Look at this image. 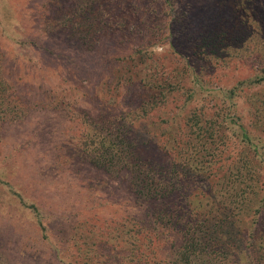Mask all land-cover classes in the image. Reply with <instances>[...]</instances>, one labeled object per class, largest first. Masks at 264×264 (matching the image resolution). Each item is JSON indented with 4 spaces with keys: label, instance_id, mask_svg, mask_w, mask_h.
I'll return each instance as SVG.
<instances>
[{
    "label": "trees",
    "instance_id": "trees-1",
    "mask_svg": "<svg viewBox=\"0 0 264 264\" xmlns=\"http://www.w3.org/2000/svg\"><path fill=\"white\" fill-rule=\"evenodd\" d=\"M128 4L136 15L143 9ZM226 4L230 17L187 35L186 44L173 18L156 24L153 36L138 32L119 41L134 47L117 58L114 77L138 83L135 109L99 114L83 138L89 163L121 177L132 208L144 212L122 216L108 230L87 219L70 240L75 264H105L97 250L107 244L122 248L128 264H264V12L255 0ZM113 11L101 0H73L50 30L94 46L107 33L147 29L142 17ZM134 38L141 41L136 47ZM151 41L168 44L166 54L152 51ZM5 71L0 52V133L25 115ZM19 201L43 230L37 207Z\"/></svg>",
    "mask_w": 264,
    "mask_h": 264
},
{
    "label": "rangeland",
    "instance_id": "rangeland-1",
    "mask_svg": "<svg viewBox=\"0 0 264 264\" xmlns=\"http://www.w3.org/2000/svg\"><path fill=\"white\" fill-rule=\"evenodd\" d=\"M101 1L114 8V15L133 21L142 17L147 29L139 25L124 37L107 33L94 46H81L61 31L50 30V22L73 0H0V52L16 91L14 101L25 106L24 117L7 123L0 133V264H75L71 241L80 227L88 226L87 219L108 230L122 216L140 217L144 210L132 208L133 197L121 177L108 176L89 163L90 142L83 138L92 132L91 122L99 114L135 109L138 83L117 84L114 77L122 65L117 58L134 47L119 41L138 32L153 36L156 24L163 26L173 18L172 29H183L184 42L187 35L207 31L231 14L227 0H172L171 8L156 0ZM129 2L143 6L139 15ZM255 2L264 12V0ZM131 27L128 23L127 29ZM163 29L160 32L168 35ZM134 39L136 47L141 41ZM151 42L152 51L166 54L168 44ZM247 72L244 67L237 73ZM20 196L37 207L43 230ZM97 251L105 264H128L122 248L107 244Z\"/></svg>",
    "mask_w": 264,
    "mask_h": 264
}]
</instances>
